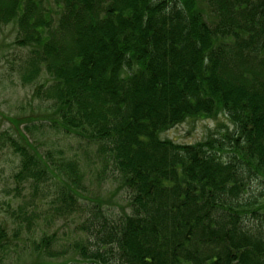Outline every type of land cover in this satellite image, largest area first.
<instances>
[{"label": "trees", "instance_id": "obj_1", "mask_svg": "<svg viewBox=\"0 0 264 264\" xmlns=\"http://www.w3.org/2000/svg\"><path fill=\"white\" fill-rule=\"evenodd\" d=\"M10 24L29 48L23 82L46 76L44 120L94 149L129 196L118 221L93 209L89 238L72 245L79 263L264 264V0H0ZM218 115L233 127L220 138L159 137ZM14 129L0 144L19 158L17 185L53 181L59 211L80 208L79 162L39 153L27 127ZM16 219L10 233L0 224V264L28 250L10 236L30 234L33 218ZM56 241L32 243L33 264L65 255Z\"/></svg>", "mask_w": 264, "mask_h": 264}, {"label": "rangeland", "instance_id": "obj_2", "mask_svg": "<svg viewBox=\"0 0 264 264\" xmlns=\"http://www.w3.org/2000/svg\"><path fill=\"white\" fill-rule=\"evenodd\" d=\"M16 36V28L12 24L0 26V134L8 132L15 137L16 125L20 130L27 127L26 134L39 153L50 152L57 162L60 159L79 162L85 178L77 189L76 198L80 208L62 214L59 211V190L63 186L53 181L41 184L36 190L35 187L32 189L31 182L17 185L13 176L19 168V158L7 145L0 144V224L6 226L7 233H10L17 227L18 211L23 210L33 218L30 234L24 230L21 240L10 236L19 249L23 250L26 246L27 252L19 255L11 252L4 259V264H33L35 255L31 244L38 243L40 238L48 235L56 237L57 241L52 247L54 251L65 253L55 259L46 258L48 262L84 264L79 263L72 245L76 242L85 244L89 238L88 232H83L91 222L88 216H93V209H100L111 221H118L124 214H130L129 196L120 187L112 168L97 157L94 149L44 120L43 117L50 110L43 102V96L36 95V90L46 76L41 73L37 81L23 82V68L29 57V48L17 46ZM232 130L231 123L222 115L197 117L185 119L159 137L176 144L193 145L211 135L220 138ZM85 221L89 222L83 225ZM89 247L94 250L95 244L92 242Z\"/></svg>", "mask_w": 264, "mask_h": 264}]
</instances>
